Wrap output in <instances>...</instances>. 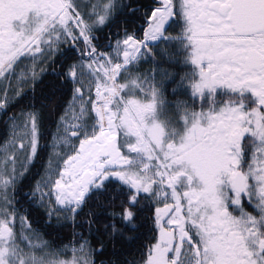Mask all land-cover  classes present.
I'll list each match as a JSON object with an SVG mask.
<instances>
[{
  "label": "snow or ice",
  "instance_id": "1",
  "mask_svg": "<svg viewBox=\"0 0 264 264\" xmlns=\"http://www.w3.org/2000/svg\"><path fill=\"white\" fill-rule=\"evenodd\" d=\"M173 17L187 21L200 66L195 91L231 92L219 110L194 117L178 144L162 142L159 124H145L154 103L124 99L118 80ZM143 20V36L126 33L102 52L91 30L106 15L89 20L76 0H0V106L54 63L62 82L24 98L34 106L0 147V194L27 172L24 202L44 209L33 214L52 240L41 248L14 235L12 198L22 189L9 188L0 195V264H106L104 244L82 243L83 234L68 259L46 251L72 235L55 226L60 217L85 208L98 230L135 238L111 253L118 264H264V0H155ZM77 52L84 65L74 63ZM41 117L46 130L55 124L47 161Z\"/></svg>",
  "mask_w": 264,
  "mask_h": 264
},
{
  "label": "trees",
  "instance_id": "2",
  "mask_svg": "<svg viewBox=\"0 0 264 264\" xmlns=\"http://www.w3.org/2000/svg\"><path fill=\"white\" fill-rule=\"evenodd\" d=\"M155 3V0H114L110 12L106 15V22L104 24H96L92 27V39L95 45L102 51L108 52L112 44L119 39H122L126 33L135 34L138 37L142 36L143 31L145 30L143 16L149 11L151 6ZM82 4V5H81ZM77 4L78 7L82 10L83 15L87 17L89 14L84 10L88 9L90 5L88 1H83V3ZM129 9H132L130 12ZM91 10V9H89ZM93 14V10L90 12ZM135 17V23L131 22L132 18ZM97 16L93 15V20L97 19ZM184 21L181 18H171L168 25L165 27L164 31L168 37H178L168 40H162L158 45L147 46L144 48L145 61H141L138 65L137 72L142 76H153L155 73H162V71H167L170 75H180L185 76L186 78L194 79L197 78V74L189 66V56L191 49L194 46L187 40L179 37H184ZM118 26V27H117ZM67 48H64L63 51H67ZM62 53L57 51L53 56L55 61H59ZM83 60L80 58L79 52L76 53V60L74 63L81 64ZM61 65L59 63H54L51 67L42 73L33 84H30L17 97L13 102L2 108L0 113V146L7 137L8 128L11 121L21 113L28 112L31 107L34 106V101L28 99L24 100L25 97H33L35 92L39 91H48L51 85L55 83H62L58 81L55 73L52 69L59 71ZM129 71L132 72V69L129 68ZM128 72H122L119 78V82L126 77ZM145 72V73H144ZM138 73H135L138 75ZM193 73V74H191ZM157 75V76H158ZM156 77V76H154ZM160 78V76H159ZM163 83V82H161ZM35 89V91H34ZM126 98V97H125ZM90 119V118H89ZM55 124L49 125L47 130L45 129L44 118L41 117L40 122V131L44 135V139L41 140V149H43V159L44 161L48 160V154L51 149V131L54 130ZM30 164H36V161H30ZM42 172L43 168L40 169ZM23 178L16 184L14 192L19 191V194L14 195L13 206L16 212L24 213L28 218L33 221L38 226L46 236H48L43 229L40 228L39 222L36 216L33 214V211L36 210L41 214H44V209L39 207V204L33 205L31 208L27 202H24V196L29 193V188L26 186L27 182ZM37 180L34 179L33 183ZM16 201H20L19 204ZM89 209L85 208L84 213L80 216L75 214H69L67 220L63 217H60L57 227H63L67 225L66 231H70L72 235L69 236L67 240H64L63 243L71 241V244L75 246V239L78 236L86 235L87 239L82 240V243H88L93 247L96 245V239H99L104 244V249L107 250L110 255L107 256V259L104 260L106 264H118V257L116 255H111V253L119 252L122 248V245H127L129 241H134L132 233H128V238L117 237L109 235L108 231L98 230L103 228V225H95L92 220L87 219V213ZM46 219V216H45ZM83 225V227H81ZM95 237L96 239H94ZM47 238H50L49 236ZM62 243V244H63ZM60 245H56L60 247ZM130 264H135V257L130 258Z\"/></svg>",
  "mask_w": 264,
  "mask_h": 264
},
{
  "label": "rangeland",
  "instance_id": "3",
  "mask_svg": "<svg viewBox=\"0 0 264 264\" xmlns=\"http://www.w3.org/2000/svg\"><path fill=\"white\" fill-rule=\"evenodd\" d=\"M83 1H86V0H76V3L81 4V3H83ZM87 1L90 5L88 6V9L85 8L84 10L87 12V14H89L86 17L89 20H93V15L94 16H97V15L99 16L101 14L107 15L111 10L112 4L114 3V0H87ZM89 9H91V10H89ZM92 10H93V14H90V12ZM166 24H167V21L165 22L164 26L162 27L161 33H160L164 37V40L170 39V38H167V36L165 34H163V29L166 26ZM187 41H188V38H187ZM114 47H115V42L112 44L110 51H112L114 49ZM154 47H155V45H154ZM56 52H55V54H56ZM193 56H194V51H193V49H191V53H190V57H189L188 61L193 62L194 68L198 71V78H199L200 66L196 65L194 63ZM145 60H146L145 53L142 50L141 55L138 58V60L134 64H132L130 67H128V69H126L124 71V72H128L129 68L132 69V72L129 71V73H127L124 80H122V82H121V84L124 85V88L121 90V96L124 99H136L141 103L153 102L154 108H153L152 113H146L145 114V118H144L145 124H147L148 126H151L153 124H159L160 127L163 129V135L161 137L162 142H164V143L173 142V143L178 144L179 142H181L183 137L187 134L188 130L191 128L194 117L198 116L201 112L195 111V110H189L188 109L189 108L188 102L183 101V100L182 101H180V100L173 101V102H171L172 105H170V100L165 95V92L167 91L165 88L166 84L161 83L164 81L163 77L170 75L169 73H167V71H162V73H159V75H158V73H155L153 75V76H157V75L160 76L159 79L154 80L151 77L152 80H150L147 83H142V81H145L146 78H145V76H142L141 74H139L137 72V69H138L139 63L141 61H145ZM85 63H86V61H83L81 63V65H84ZM135 73H138V75ZM85 74H87L86 70H85ZM191 74H193V73H191ZM17 76L19 77V73H17ZM198 78H194V79H196L195 81H197ZM9 79L11 80V76L9 77ZM20 83L21 82L18 79L16 84H13V87L16 88L17 85ZM195 83L196 82H190V83H187V85H186V87H188L189 91L193 92L194 95H199L200 93L210 91L208 89H204L202 92H199V93L196 92L194 89ZM29 85L30 84H27V83L23 84V90H24V88H26ZM183 86H184L183 84H178V86L175 89H173L172 91L177 92V91H180L182 89H185V88H183ZM22 91L18 90L17 92H9L6 96V99L8 101L7 105L10 104L11 102H13L17 97H19L20 94L22 93ZM93 91H94V89H93ZM0 104H2V101H0ZM7 105L0 106V113L2 111V108L7 106ZM171 107H172V109H170ZM184 109H187V110H184ZM26 113L27 112L19 114L18 116H16L11 121L9 128H8L7 137L5 138V140L3 141V143L1 144L0 147H4L8 143V141L12 138V133L14 130L17 129L18 124H19V117L23 114H26ZM92 119L93 118L90 117V121ZM201 123L203 124L204 121H201ZM87 130H91V125L88 126ZM128 139L131 142H134V139H132V137H129ZM27 168H28V165H26V169ZM24 174L25 173H22V175L20 177L16 178L15 184H10L9 186H6L3 189V193L0 195H4V196L9 195V188L14 192V188H15L16 184L24 176ZM13 201H14V196L12 198V204H13ZM11 211L17 217V220L20 219V218H18V214H17L16 210L14 209V207H12ZM4 218H5V213L0 211V219H4ZM24 241H30L32 243H35L36 246L41 247V248L44 247L43 243H39L34 238H32L31 240L29 238V239L24 240ZM31 246H32V244H30V247Z\"/></svg>",
  "mask_w": 264,
  "mask_h": 264
},
{
  "label": "flooded vegetation",
  "instance_id": "4",
  "mask_svg": "<svg viewBox=\"0 0 264 264\" xmlns=\"http://www.w3.org/2000/svg\"><path fill=\"white\" fill-rule=\"evenodd\" d=\"M173 2L175 3L176 0H173ZM173 18H176V17H173ZM179 18H181V20L184 21L183 27H184V31L186 33L187 21L183 17H179ZM185 33H184V38L187 37V35ZM188 62H189V66L192 68V70L196 72L197 78H198V71L194 68L193 62L192 61L191 62L188 61ZM151 77L154 79H159V76H156V77L151 76ZM151 77L150 76L145 77L146 80L144 79L145 81H142V83L149 82L150 81L149 78H151ZM163 79H164L163 83L166 84L165 88L167 90L165 92V95L170 100V105H172L171 102H173V101H178V100L187 101L189 110H195V111H199L201 113L208 112V111L213 110V109L219 110V108L224 106V103L231 96L230 90L226 89L224 86H217L214 92L212 90H210L208 92L200 93L199 95H194L193 92L189 91V89H188V87H186V85H187V83H190V82H197L199 80V78L197 81H195L196 79H190L189 77L187 79L185 76H180L178 74V75L165 76V77H163ZM178 84H183L184 85L183 88H185V89H182V90L177 91V92H173L172 90L175 89L178 86ZM170 109H172V107ZM184 110H187V109H184ZM152 111L150 113H152ZM132 139H135V138L132 137ZM17 214H18V218H20V219L16 220V223L14 226V235L16 233H18L21 240H27L29 238L31 240L32 238L36 239V237H41L42 240L44 241V243H43L44 246H45V244L49 243L52 240L51 237L47 238L48 236H46L43 232H41V230L38 229L39 228L38 226L34 227L33 225L35 223L33 221L31 223V226L29 229V221H31V220L28 218V216L26 214L19 213L18 211H17ZM25 217H27V219H25ZM46 219H47V216H46ZM55 226L57 227V224ZM73 248L74 247L70 242H65L60 247H57L53 244L52 248L46 249V251L51 252V251L61 250L62 251L61 258L68 259V258H70V254H71V251ZM107 256L108 255H105L102 259L106 260Z\"/></svg>",
  "mask_w": 264,
  "mask_h": 264
},
{
  "label": "bare ground",
  "instance_id": "5",
  "mask_svg": "<svg viewBox=\"0 0 264 264\" xmlns=\"http://www.w3.org/2000/svg\"><path fill=\"white\" fill-rule=\"evenodd\" d=\"M162 40H164V37L161 34H159L155 39H149L148 41H146V43L144 44V46L155 45V43L157 41H162ZM141 52H142V49L139 51V53L136 55L135 58H133L128 64H126V65L123 66L121 73L124 72L126 69H128V67H130L132 64H134L138 60V58L141 55ZM94 92H95V89H94L93 93Z\"/></svg>",
  "mask_w": 264,
  "mask_h": 264
}]
</instances>
